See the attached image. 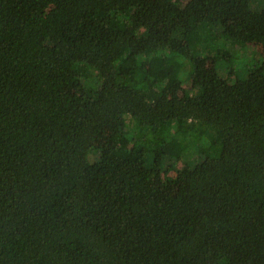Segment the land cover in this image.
<instances>
[{
    "label": "trees",
    "instance_id": "16d2710c",
    "mask_svg": "<svg viewBox=\"0 0 264 264\" xmlns=\"http://www.w3.org/2000/svg\"><path fill=\"white\" fill-rule=\"evenodd\" d=\"M191 3L0 0V264H264V0Z\"/></svg>",
    "mask_w": 264,
    "mask_h": 264
},
{
    "label": "rangeland",
    "instance_id": "374dc122",
    "mask_svg": "<svg viewBox=\"0 0 264 264\" xmlns=\"http://www.w3.org/2000/svg\"><path fill=\"white\" fill-rule=\"evenodd\" d=\"M154 0H142L144 3L152 2ZM205 0H192L191 6L197 7ZM262 3V2H261ZM259 1H256L253 5L254 8H257L260 4ZM50 9V6L48 4H44L43 6V15H46L48 10ZM262 23V19L259 14H254L252 17H250V20L247 22H236V24L239 26L240 30L243 33L249 32L252 28H257ZM207 64L210 65L211 62L208 60ZM106 142V136L105 134L100 135L96 138V144L97 145H104ZM171 180H173L174 174L171 175V173L168 175ZM181 187L179 183L172 182L169 185H166L163 189V196L170 195L171 197H174L178 199L180 197Z\"/></svg>",
    "mask_w": 264,
    "mask_h": 264
}]
</instances>
